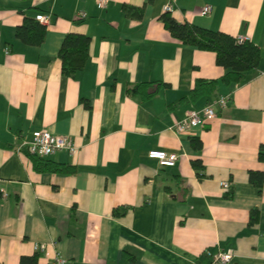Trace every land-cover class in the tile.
I'll return each mask as SVG.
<instances>
[{"label":"crops","instance_id":"crops-1","mask_svg":"<svg viewBox=\"0 0 264 264\" xmlns=\"http://www.w3.org/2000/svg\"><path fill=\"white\" fill-rule=\"evenodd\" d=\"M169 3L177 22L246 36L260 50L258 66L188 98L197 79H220L225 69L163 26ZM125 4L143 6L142 17H126ZM38 13L49 15L44 39L24 44L15 28ZM67 33L90 38L74 76L61 73L58 57ZM223 94L227 106H214L205 126L173 131L186 111ZM38 129L72 138L74 154L46 158L73 173L34 169L24 142ZM260 146L264 0H0V264H32L21 258L35 254L47 264L56 251L69 264H207L206 252L219 249L233 252L229 264H264V183L259 192L248 181V170L264 168ZM150 149L177 160L160 166Z\"/></svg>","mask_w":264,"mask_h":264},{"label":"trees","instance_id":"trees-1","mask_svg":"<svg viewBox=\"0 0 264 264\" xmlns=\"http://www.w3.org/2000/svg\"><path fill=\"white\" fill-rule=\"evenodd\" d=\"M143 9V6L123 5L125 16L129 18H141ZM159 20L170 34L183 44L214 52L216 63L225 69L220 79H197L188 94V98L196 100L201 96L213 93L219 82L224 85L239 83L244 80L247 71L256 68L259 64L260 50L248 40L238 42L236 37L219 30H212L190 22H177L168 11L163 12L159 16ZM45 33L46 26L38 22L35 16H24L22 22L16 26L14 36L24 44L37 46L43 41ZM89 43L90 38L85 34H65L58 50L63 75L74 76L85 67L89 57ZM162 84L165 85V83ZM149 95V92H144L145 97ZM190 142L195 149H201L199 138L193 137ZM30 157L33 167L37 171H58L62 173H73L75 171V167L69 164L57 163L34 155H30ZM257 159L264 164V146H260ZM191 165L196 170L197 176L202 178L204 175L201 172L203 167L201 160L193 159ZM248 181L260 192L264 183V168L261 170H248ZM230 196V194L227 195V197ZM113 213L118 214L117 210H113ZM256 221L257 209L252 208L249 224ZM28 259L32 264H35L37 254L31 257H22L21 262Z\"/></svg>","mask_w":264,"mask_h":264},{"label":"built area","instance_id":"built-area-1","mask_svg":"<svg viewBox=\"0 0 264 264\" xmlns=\"http://www.w3.org/2000/svg\"><path fill=\"white\" fill-rule=\"evenodd\" d=\"M106 0H98L100 7L104 6ZM171 3L164 6V12H171ZM211 11L210 5H205L200 15H207ZM83 15V14H81ZM35 18L41 24H47L49 22V15L44 13H38ZM238 42L246 41V36H237ZM230 94H223L217 96L211 102L207 103L200 109H190L185 112L183 117L174 122L172 128L176 133L188 132L194 127H203L213 117H215L214 106L225 108L229 102ZM25 148L28 154L38 157H49L58 151L65 150L70 154H74L77 150L72 138L68 135L53 134L47 129L34 130L29 140L25 141ZM147 156L150 159L156 160L160 166H173L177 160L178 154L175 152H166L161 149H150L147 152ZM222 186L226 188L227 182H221ZM37 250H44L43 244L36 245ZM208 257L207 264H229L233 258V252L230 249H219L216 251L208 250L206 252ZM47 264H69L67 258H65L60 252L56 251Z\"/></svg>","mask_w":264,"mask_h":264}]
</instances>
